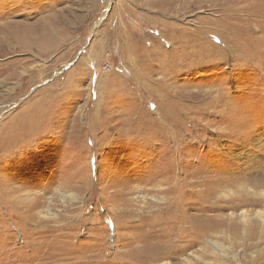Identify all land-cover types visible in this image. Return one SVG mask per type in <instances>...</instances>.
<instances>
[{
  "label": "rangeland",
  "instance_id": "obj_1",
  "mask_svg": "<svg viewBox=\"0 0 264 264\" xmlns=\"http://www.w3.org/2000/svg\"><path fill=\"white\" fill-rule=\"evenodd\" d=\"M252 190L264 0H0V264H152L192 217L254 218Z\"/></svg>",
  "mask_w": 264,
  "mask_h": 264
},
{
  "label": "bare ground",
  "instance_id": "obj_2",
  "mask_svg": "<svg viewBox=\"0 0 264 264\" xmlns=\"http://www.w3.org/2000/svg\"><path fill=\"white\" fill-rule=\"evenodd\" d=\"M252 192H254V195L256 194L260 198H264V190L259 192V194L256 193L255 190H252ZM31 205L28 206L29 222H32L31 215H33V209L37 206V203L33 201V204ZM47 213L51 214L50 210H48ZM239 216L240 221L238 223L237 221L229 222L226 219L222 218V216H214L212 217L213 219L210 218L209 220H201L199 223L192 221V219L195 220L193 217H189L192 225H187L183 234L180 233L181 231L179 230V227L173 226V228L169 232L167 231V233L164 234L163 237L158 235L160 241L156 243V246H161L162 252L159 254L157 252V254L152 256L149 261H152V264H156V262H158L157 260L161 256L160 260L170 259L176 261V264H264V261H262L263 258L260 256L261 253H256L258 248L264 245V235L259 237L256 234L253 235L250 233V229H253L255 227V223L258 224L255 221L256 219L264 228V210L257 211L254 218L248 215V211H243ZM184 219L185 218H183V220ZM221 228H225V231L220 232L219 230ZM248 228L249 230H247ZM210 229L213 230L212 233H208ZM228 230L230 232H233V235H231ZM241 230H243V232H240ZM197 232L200 234L201 238H198V235L196 236ZM208 234L212 235L211 238L213 240L207 239ZM201 242L202 244L207 243L209 248L207 249L204 246V249L201 253H193V251L189 253L190 250L195 248ZM179 245L181 246V248L178 249ZM174 248H177V250L172 253V250H174ZM208 255H211L212 258H208ZM179 256L182 258L185 256L186 257L182 260H180L179 258V261ZM162 264L174 263L172 261L164 260L162 261Z\"/></svg>",
  "mask_w": 264,
  "mask_h": 264
},
{
  "label": "clouds",
  "instance_id": "obj_3",
  "mask_svg": "<svg viewBox=\"0 0 264 264\" xmlns=\"http://www.w3.org/2000/svg\"><path fill=\"white\" fill-rule=\"evenodd\" d=\"M36 217H37V220H44V219L55 220L59 218L57 213L54 212V213L48 214L45 209L37 210Z\"/></svg>",
  "mask_w": 264,
  "mask_h": 264
}]
</instances>
